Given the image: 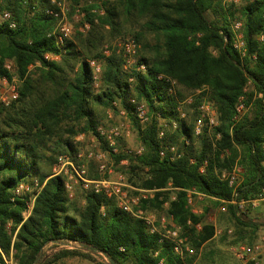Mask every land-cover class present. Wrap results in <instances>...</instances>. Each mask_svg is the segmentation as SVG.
Listing matches in <instances>:
<instances>
[{"label": "trees", "instance_id": "trees-1", "mask_svg": "<svg viewBox=\"0 0 264 264\" xmlns=\"http://www.w3.org/2000/svg\"><path fill=\"white\" fill-rule=\"evenodd\" d=\"M66 1L69 16L79 7L90 24L86 34H75L77 43L69 39L57 42L52 31L56 20L46 13L50 0H0V13L10 11L16 21L15 28L0 23V75L7 74L4 62L12 61L19 90L9 106L0 105V248L8 255L12 246L16 264H65L64 259L73 256L91 259L77 247H63L39 259L49 242H72L102 252L111 264H127L129 260L159 264L160 259L162 264H182L168 242L160 243L157 234L149 233L140 219L116 207L113 199L82 189L81 199H71L64 179L43 168L49 169L59 153H75L72 137L78 132L100 138L96 126L101 122L95 106L105 110L112 100H118L129 112L133 132L144 148L119 170L133 185L156 189L152 198L142 201L144 209H160L169 201L175 223L189 235L197 253L213 237L214 227L188 207L186 189L230 200L231 188L216 173L235 159L244 171L239 197L254 198L264 189V0ZM233 20L242 21L246 42L242 58L232 46ZM124 35L139 44L137 58L146 65L145 72L125 70L124 55L114 47L110 46L105 57L98 50L103 42ZM47 53L59 55L60 60L47 59ZM89 58H102L97 91ZM30 65L36 66V74ZM159 74L175 80L177 90L171 93L169 83L157 78ZM202 87L204 92L190 105V123L180 119V90L191 92ZM205 95L216 106L220 120L217 130L221 137L214 143L206 133L196 138L192 131L198 116L196 106ZM240 95L245 96L249 108L232 125L234 104ZM131 96L144 100L153 114L146 127L131 114ZM158 117L177 120L179 127L159 139ZM165 143H178L183 155L175 161L160 158L158 151ZM224 148L227 153L221 155ZM123 157L127 155L122 151L112 154L115 162ZM204 159L207 164L200 172ZM89 175L98 174L91 170ZM34 180L42 186L24 219L26 197H15L13 189L21 181L33 184ZM171 194L175 199L171 200ZM226 209L237 223L239 236L244 221L236 216L235 205L226 204ZM188 220L201 222L202 228L196 231L188 226ZM0 264H4L1 254Z\"/></svg>", "mask_w": 264, "mask_h": 264}, {"label": "built area", "instance_id": "built-area-1", "mask_svg": "<svg viewBox=\"0 0 264 264\" xmlns=\"http://www.w3.org/2000/svg\"><path fill=\"white\" fill-rule=\"evenodd\" d=\"M50 4L51 6L46 9V13L56 20L53 33L55 34L57 42L62 44L66 39H69L74 32V25L69 20L68 3L66 0H50ZM74 17L80 23L78 29L81 32L89 30L90 24L83 19V11L77 8ZM0 23H6L10 28L16 27V21L13 19L11 12L7 10L0 13ZM230 30L232 33V46L242 58L246 54V42L242 30V22H232ZM262 38L263 37L260 36V39ZM113 47L116 49V52L121 51L123 53V68L125 70L135 69L142 73L146 71V65L138 61L137 53L139 44L133 37H124L118 40L112 48ZM110 52V46L105 45L102 50L103 57L108 56ZM45 57L53 60L57 59L59 55L47 53ZM87 62L92 70L94 86H97L102 71V58H91L88 59ZM3 67L7 71V74L0 75V105L7 107L19 96L18 78L14 73L15 66L12 61H5ZM157 78H164L165 81L169 83L168 90L171 93L175 92L177 85L175 80L161 74H159ZM129 81H132V77L129 78ZM248 84H250L249 81ZM197 92H199V90H197ZM194 97L195 95H189L183 100L178 101L177 111L180 119H186V113L181 109V105H192L195 99ZM128 102L133 107L131 114L134 115L142 128L146 127L153 118L148 104L144 100H139L134 96H131ZM196 108L198 110V116L193 123V135L210 134L214 131L213 141L220 139L221 132L217 130L220 126V120L218 118L217 108L213 102L202 99ZM248 108L249 105L245 101V96L240 95L234 104V111L231 117L232 125L243 118ZM158 118L160 122L158 123L157 137L159 139L166 137V128L173 132L179 127L177 120L168 121L160 117ZM96 131L100 138L95 134L91 135L88 140L89 145L82 148L81 145L78 144L73 155L65 152L59 153L51 166V176H60L64 179V187L69 198L73 197L77 188H81L82 190H87L113 199L116 207L140 219L149 233L157 234L160 243L168 242L179 261L182 262V264H187V260L196 254V250L189 243L188 236L182 231L181 226L175 223L174 216L169 211V201H164L162 203L161 213L144 209L141 207L142 201L152 198L156 189L142 188L133 185L127 181L123 172L117 170V167H126L129 164V157H135L143 152L142 146L131 148L127 145H120V142H127L133 134V125L127 109L122 107L118 100H112L110 105L105 109V122L98 124L96 126ZM83 140V134L76 137V142L78 143H82ZM185 143L188 144L186 139ZM120 151L127 155V157H123L118 162H115L112 159V154ZM158 153L160 158H167L169 161H175L183 155V150L175 144L165 143L159 148ZM225 153H227L226 148L222 149L221 155ZM189 161L193 163L194 158L190 157ZM206 164L207 159H204L199 169L200 172L204 171ZM93 167L98 174L97 177H91L89 175ZM216 174L219 180L226 182L231 188V199H218L206 195L195 188L186 189L187 205L193 213L198 214L197 209L194 208L195 202L205 198L220 202V210H225L226 204L235 205L238 213H244L247 206H256L264 200V195L262 193L264 189L254 198L246 199L239 197L238 187L243 180L244 171L237 159L228 166L220 168ZM41 186L42 185H39L37 180H34L33 184L21 181L14 187L13 194L15 197L29 194V198L26 201L27 208L23 212L24 219L30 215L34 199ZM168 188L178 189L171 186ZM170 198L171 200L175 199V194H172ZM100 210H103V206H101ZM187 224L196 231L202 228L201 222L194 224L188 220ZM222 233V229L214 227V236L221 235ZM226 233L231 235L232 229H227ZM14 236L15 233L13 238ZM61 246L74 248L75 244L68 242L61 243ZM230 250L236 258L245 263L259 264V255L264 251V231L259 238V242L251 245L238 243L230 247ZM12 253V246L8 255H5L0 248V254L4 264H16L12 258ZM157 254L158 251H155L154 255L156 256ZM162 262L163 260L160 259L159 264H162Z\"/></svg>", "mask_w": 264, "mask_h": 264}, {"label": "rangeland", "instance_id": "rangeland-1", "mask_svg": "<svg viewBox=\"0 0 264 264\" xmlns=\"http://www.w3.org/2000/svg\"><path fill=\"white\" fill-rule=\"evenodd\" d=\"M230 1H233L234 3H239L238 0H223V3H228ZM88 2L90 3V1H88ZM83 3H85V2H83ZM77 8L80 11H82L79 7H77ZM74 13H75V11L69 16V20L74 25V32L71 35V37L69 38V40L77 43V40L74 37L75 34L78 32V33H81V34L84 35V34L87 33V31L86 32H81L78 29L80 23L74 17ZM100 13H102V11H100ZM234 21H241V20H233L232 22H234ZM54 28H55V26L53 27V30L52 31H54ZM127 36H130V35L115 36L114 38L109 39L108 41L103 42L98 47V50L102 52L103 47L105 45H108V46H111L112 47V46H114V44H116V42L118 40H120V39H122L124 37H127ZM53 60H57V61L60 60V56L57 59H53ZM36 66H38V64H36ZM36 66L35 65L29 66V69L31 71L35 72V74L38 72V71L35 70V67ZM98 85H99V83H98ZM98 85L97 86H94L93 85L94 88H95L94 89L95 91L98 90L97 89L98 88ZM175 90H177V87L175 88ZM197 90H199V92H197ZM49 91L50 90H49V87H48L47 88V94L49 93ZM180 91H181V95L183 97L181 99H178V101L183 100L184 98H186L189 95H195L194 98H196L200 94H202V92H204V89L202 87L200 89H196L195 91H191V92L186 91V90H183V89H181ZM202 99H207L206 95L204 97H202L201 100ZM93 106H95V105H93ZM95 109H96V113H97V116L99 117L100 122L101 123H104L105 122V110L103 108H100L99 106H95ZM181 109L186 113V119L185 120L188 123H190V121H191V119H190L191 118V113L193 111L192 108L190 106L186 105V104H183V105H181ZM164 120H167V119H164ZM166 129H167V131H166L167 134H170V133H173L174 132V131L171 132L168 128H166ZM214 133L215 132L213 131L210 134H207L212 141L214 139V136H213ZM80 134H83V136H84V140L82 141V143L76 142V137L78 135H80ZM91 135H94V134H92L90 132H78L77 134H75L72 137L73 143L76 145V147L79 144V145H81L82 148H84V146L89 145V141L88 140H89V137ZM194 137L197 138L198 136H194ZM213 143H214V141H213ZM172 144H175V145H177L179 147V144L178 143H172ZM195 144L197 145V142L196 141H195ZM120 145L121 146L127 145V146H129L131 148H135L137 146H142V145H140L139 139L137 138V135L134 132H133L132 136L127 140V142H120ZM121 168H123V167H120L119 166V167H117V170L120 171L119 169H121ZM46 169L49 170V172H50L51 167L49 169L48 168H43V170H46ZM92 170L93 171L95 170L94 167L92 168ZM120 172H123V171H120ZM80 195H81V188H77L76 191H75V193H74V195H73V197L71 199L75 198L76 196H79V199H81ZM24 196L26 197V201H27L28 198H29V194H25ZM212 201L213 200H210L208 198H205V199H203L201 201L195 202V204H194V208L197 209V210H200V212L198 214H202V215L205 216L204 217V220L206 222L211 223V222H216L217 221L219 224L217 222L216 223L218 225H220V227L217 225L216 228H219V229H222L223 230V233L221 235L216 236L215 238H213L206 245L207 249L204 252L205 255H204V257H203L202 260L206 264H220L223 260H231V261H233L234 259H233V257L230 254L227 253L225 256H221L219 254V252H217L215 250H212V248L210 249V247L213 246V244L217 241L219 244H221V246H223L224 248H226V250L229 251L230 250V247H232V246H234V245H236L238 243H245V244H248V245H251V243H253V241H254V243H256L257 242L256 240H252V241L249 240V238L247 237V234H249L251 232L253 233V232H255V230L256 231L259 230V228L261 229L259 236H261V234L263 233V230H264V208H263V201L260 202L259 204H257L256 206H247L244 213H238V212L236 213L235 212L236 216H238L239 218H241L244 221V225H245V226H243L241 228L243 231H242L241 234H239V236H237V232H238L237 223L235 222V220L232 219V216H231L230 212L228 211V209H226V211H221L220 208H219L220 206L219 205H214ZM81 202L83 203V201H81ZM151 211H154L156 213H161L162 212V205H161V208L160 209H155V210H151ZM220 222L222 224H220ZM7 226L9 227V223L7 224ZM254 227H256V228L254 229ZM227 229H232V234L231 235H228L226 233V230ZM185 234L188 236V239H189V235L187 233H185ZM60 248H63L60 243H53V242L47 243L42 248V251H41V254H40V258L39 259H41V258L43 259L45 256H48V255L52 254L53 252H55L56 250H58ZM81 250L83 252H85L84 254H88L91 257V259L84 258L82 256H73V257H67V258H65L64 259V263L65 264H111L110 261H109V259L104 254H102V253H100L98 251L89 250V249H81ZM9 252H10V250H9ZM9 252H8V254H9ZM14 254H15V250L13 249L12 258L15 261ZM196 254H198V252ZM221 254H222V252H221ZM196 256H194L193 258H191L192 260L190 261V263L187 261V264H193L194 259H195ZM127 264H136V263H134L132 260H129L127 262ZM232 264H235V263L232 262ZM239 264H241L240 261H239Z\"/></svg>", "mask_w": 264, "mask_h": 264}, {"label": "crops", "instance_id": "crops-1", "mask_svg": "<svg viewBox=\"0 0 264 264\" xmlns=\"http://www.w3.org/2000/svg\"><path fill=\"white\" fill-rule=\"evenodd\" d=\"M198 211V213L200 212V210H197ZM221 211H226V209L225 210H221ZM236 213H237V211H236ZM217 222V221H216ZM216 222H211V224L213 225V227H216L218 224L216 223ZM220 224H222L221 222H220ZM219 227H220V225H218ZM260 228H259V230H255V232H251V233H249V234H247V237L249 238V240H256L257 242H259V238H260ZM264 231V230H263ZM216 236H214L213 235V237L210 239V240H208L207 242H205L203 245H202V247L198 250V254H196L195 256V259H194V262H193V264H206L205 262H203V257H204V252H205V250L207 249V247H206V245L213 239V238H215ZM255 241V242H256ZM251 244H254V241H253V243H251ZM212 248V250H215V251H217V252H219V254L221 255V256H225L227 253L228 254H230L232 257H233V261H231V260H223L220 264H232V262L233 263H235V264H239V261H240V263L241 264H248V263H245L244 261H241V260H239L238 258H236L234 255H233V253L231 252V250H226V248H224L223 246H221V244H219L217 241L213 244V246H211L210 247V249ZM221 252H222V254H221ZM259 264H264V251L263 252H261V254L259 255ZM249 264H252V263H249Z\"/></svg>", "mask_w": 264, "mask_h": 264}, {"label": "water", "instance_id": "water-1", "mask_svg": "<svg viewBox=\"0 0 264 264\" xmlns=\"http://www.w3.org/2000/svg\"><path fill=\"white\" fill-rule=\"evenodd\" d=\"M74 247H78V248L84 249V248H82L81 246H76V245H75ZM98 252H99V251H98ZM100 253H102V252H100Z\"/></svg>", "mask_w": 264, "mask_h": 264}]
</instances>
